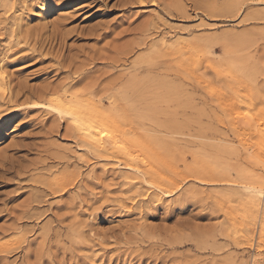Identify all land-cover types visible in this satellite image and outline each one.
I'll return each instance as SVG.
<instances>
[{
	"label": "rangeland",
	"instance_id": "374dc122",
	"mask_svg": "<svg viewBox=\"0 0 264 264\" xmlns=\"http://www.w3.org/2000/svg\"><path fill=\"white\" fill-rule=\"evenodd\" d=\"M73 59L96 101L129 89L97 102L123 151L91 155L36 101L1 98L0 264H264V0H0L12 89L64 83ZM127 159L180 191L154 199Z\"/></svg>",
	"mask_w": 264,
	"mask_h": 264
},
{
	"label": "bare ground",
	"instance_id": "6f19581e",
	"mask_svg": "<svg viewBox=\"0 0 264 264\" xmlns=\"http://www.w3.org/2000/svg\"><path fill=\"white\" fill-rule=\"evenodd\" d=\"M147 1L149 3H154V0H147ZM142 2H144V1H142ZM165 7H166L167 11L171 14L174 13L173 9H175V12H177V13L184 14L186 12V9L184 7L175 8L171 4L170 5L167 4V5H165ZM56 26H57V28L60 27L59 24ZM56 30H58V29H56ZM94 33H96V32L94 31ZM60 34L62 35V33H60ZM58 36H59V34H58ZM98 36L100 37L101 35H98ZM19 38H17V42L14 43L16 46L21 45ZM137 47L138 48L141 47V43L138 44ZM133 50H134L133 48L132 49L130 48L129 53L133 52ZM89 56L90 57L87 56L88 59L93 63L95 61V57L92 58L91 55H89ZM102 58L104 59V57H102ZM75 59H73L71 61L69 60L70 62L66 65V67L70 70L68 72L72 73V76L67 78V80L69 82H67V80L65 79L66 82H64V83L63 82L58 83L56 86H52V85L46 86L45 85L42 88L35 89L34 91L32 90L30 93L25 91L23 89L24 87L18 88L19 91H17L18 89L16 91L14 89H12L10 87L11 84H8L9 82L8 83L6 82L7 79L5 78V73L2 72L0 74V99L2 98V100H5L6 98H8V103L15 104L16 105L15 108L19 107L18 102H19L20 96L21 97L26 96L24 101H23V104H28V103H30L31 100L36 101L33 103L34 108L41 109V110H43L44 113L51 115L52 117L55 116V121H58V119H60L61 121H64L65 123H67V131L76 139L78 144L82 147H85L87 149V152L91 155H107L108 153H111V154L114 153V151H117V153H118V150L120 153L123 150H120L122 148H119V149L117 148L119 142H118V140H117L118 143L116 141H113V138L116 137L119 140L122 139L121 137H120L121 139L118 137V136H121V135H119L121 132L117 136H115L117 134V132H119L118 130L121 131V124L116 125L113 122V120L110 119V117L108 116L107 113H105L101 110H98L97 109V102H99V104H102L104 102H109V104H111V105L113 104V105L118 106L117 104L120 103V101L123 98L122 99L120 98L119 100H116V99L119 97L118 95L120 93H125V90L127 89V87L119 90L120 87L118 86L119 87L118 90H115V91H119V92L121 91V92L120 93L117 92L118 93L117 98H114L113 101H112L113 97L106 95L107 89H105L104 91H106V93H104V94L106 97H101L99 99V101H96L95 99L97 96V90H98L97 88L100 86V84L98 86V84L96 85V83H94V82L91 84L89 82V84L87 83L88 84L87 85L85 82L86 87L83 84L84 81H87L89 79V78L87 79V77L89 75L87 65H90L91 62L86 64L85 61L84 62L79 61V63L81 62L82 64L80 66H77V62L74 61ZM86 62H87V60H86ZM62 63H63V61H62ZM59 66L61 67V70L62 69L65 70V68H66L64 66V64H61V61L59 62ZM135 66L141 68L140 67L141 66V58L135 64ZM137 71H140V70H137ZM140 79H141V77H140ZM138 80H139V78H138ZM140 81H138V82L140 83ZM131 82L132 81H130V83ZM133 82H135V81H133ZM139 83H138V85H139ZM82 85H84L85 88L83 87V90L79 91V89H81V88H78V87H80ZM135 85H136V82H135ZM96 86H98V87L96 88ZM132 87L135 88L134 84L130 85V90L132 89ZM113 88H111V90ZM111 90H108V92ZM127 91H129V89L126 90V94H127ZM134 91H137V90L133 89L132 92L134 93ZM27 93H29V95H26ZM111 93H113V92H110L109 94L112 95ZM114 93H113V96H115V94H116V93L115 94ZM136 93L137 92H135V94ZM120 95H122V94H120ZM98 96H99V94H98ZM98 96H97V98H98ZM123 101L124 100H122V102ZM124 104H125V102H124ZM124 133H125V131H124ZM113 135L115 137H112ZM133 141H135V140H133ZM2 144H3V142L0 141V145H2ZM144 148H146V147H144ZM152 148H154V147H152ZM150 151H151V149H150ZM111 154H108V155H111ZM114 154H113V156H114ZM123 154H124V152L122 153V155ZM125 158H127V157H125ZM128 159L125 160L124 162H122L124 165L122 167L128 171H131V172H136V171H137L136 173L139 172L138 176L141 175V177H142V180L140 179V181L141 182L143 181L142 183H144L145 185L146 184L149 185L148 192H150L151 190H152L151 193L157 191V193H154V195H153L154 199L160 198L161 195L164 196L165 198H169L176 191H180V187H181L180 181L182 180L183 177L181 175H178V173H176L175 170H172V171H175V173H173V172H172L173 174L171 173L172 176H170L169 174L167 176H165V175L163 176L162 173L159 172L160 170H158L157 168L151 167V166H145V167L141 168V171H139V169L135 168V166L131 162H129L130 160H128ZM133 175H135V174L133 173ZM131 177L132 176H130L128 178L130 179ZM132 183H131V185H132ZM54 184H55V186L58 187L60 185H63L64 183L56 181V182H54ZM248 191H249V193L252 191H256V193H257V191L259 192L261 190H259L255 187L253 190L248 189ZM139 196H142V195L139 194ZM247 203H249V202H247ZM19 246H17V248H19ZM7 251H10L9 247L2 250L1 253L7 252ZM259 262H260L259 259L257 257H254L252 264H259Z\"/></svg>",
	"mask_w": 264,
	"mask_h": 264
},
{
	"label": "snow or ice",
	"instance_id": "6c2138e0",
	"mask_svg": "<svg viewBox=\"0 0 264 264\" xmlns=\"http://www.w3.org/2000/svg\"><path fill=\"white\" fill-rule=\"evenodd\" d=\"M36 10L39 11V8H37Z\"/></svg>",
	"mask_w": 264,
	"mask_h": 264
}]
</instances>
